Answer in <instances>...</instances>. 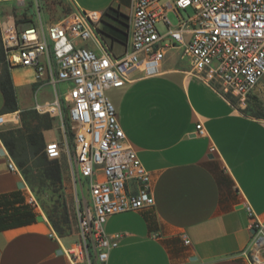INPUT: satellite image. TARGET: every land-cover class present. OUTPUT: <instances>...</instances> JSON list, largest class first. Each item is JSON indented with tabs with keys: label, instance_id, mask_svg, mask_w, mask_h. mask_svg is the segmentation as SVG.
Masks as SVG:
<instances>
[{
	"label": "crops",
	"instance_id": "0c3cea01",
	"mask_svg": "<svg viewBox=\"0 0 264 264\" xmlns=\"http://www.w3.org/2000/svg\"><path fill=\"white\" fill-rule=\"evenodd\" d=\"M1 1L18 7L11 18L15 13L31 18L18 28L56 23L45 6H53L58 14L69 6L101 13L114 8L128 16L131 4V0ZM42 13L48 15L47 21ZM87 45L96 50L93 42ZM190 69L179 50L171 51L159 75L145 77L134 70L123 87L107 92L113 93L108 97L127 139L150 173L155 199L152 207L109 218L106 232L120 240L108 264H252L247 250L254 219L246 207L264 224V120L237 110L191 76ZM11 75L21 110H36L37 103L55 100L54 87L37 83L34 69L15 68ZM3 108L0 91V115L8 119L0 132L20 128L19 112L4 113ZM199 123L204 136L198 133ZM57 125L62 133L61 123L54 120L53 128ZM48 132L46 144L59 141H48ZM11 159L0 139V224L6 223L0 227V264H68L63 248L73 245V239L77 242L79 233L52 237L55 230L48 219L29 203L31 191L21 172L9 169ZM60 164L68 186L69 171Z\"/></svg>",
	"mask_w": 264,
	"mask_h": 264
},
{
	"label": "built area",
	"instance_id": "2783aa9c",
	"mask_svg": "<svg viewBox=\"0 0 264 264\" xmlns=\"http://www.w3.org/2000/svg\"><path fill=\"white\" fill-rule=\"evenodd\" d=\"M189 10L192 15L183 16ZM103 18L101 12L71 10L59 22L12 26L3 34L9 68H32L37 83L55 89V100L37 103L36 111L57 118L64 136L46 144V155L52 160L69 155L79 240L63 248L68 264H108L120 240L107 234L109 218L155 205L150 173L127 139L109 90L123 87L134 70L145 77L159 75L167 54L175 50L190 64L191 76L237 110L246 108L264 78V0H131L129 40L122 54L104 44ZM90 41L96 50L87 45ZM60 84L66 86L64 95ZM7 123L0 115V128ZM197 130L205 135L202 123ZM9 169L20 173L12 159ZM29 203L40 208L32 192ZM246 208L254 219L247 255L252 264H264V224ZM52 237L61 238L56 232Z\"/></svg>",
	"mask_w": 264,
	"mask_h": 264
},
{
	"label": "trees",
	"instance_id": "16d2710c",
	"mask_svg": "<svg viewBox=\"0 0 264 264\" xmlns=\"http://www.w3.org/2000/svg\"><path fill=\"white\" fill-rule=\"evenodd\" d=\"M128 20V16L117 9L109 8L104 12L99 33L110 50L113 51L115 44L127 45ZM11 70L6 62V54L0 38V91L4 97L3 112H19L21 120L20 128L0 132V139L33 192L36 193L37 187L61 189L64 180L60 161L49 159L45 152V132L53 129L54 119L34 109L21 110ZM48 218L55 232L61 238H66L67 235L63 234L54 217L49 214ZM1 219L3 220V217L0 215ZM65 223H68L67 218ZM4 225L5 222L0 224V227Z\"/></svg>",
	"mask_w": 264,
	"mask_h": 264
},
{
	"label": "rangeland",
	"instance_id": "374dc122",
	"mask_svg": "<svg viewBox=\"0 0 264 264\" xmlns=\"http://www.w3.org/2000/svg\"><path fill=\"white\" fill-rule=\"evenodd\" d=\"M31 7V4L29 5ZM43 7V6H42ZM51 21L57 22V18L62 15V19L65 18L70 13V7L66 6L64 10H62V14H58L57 10L53 6H45ZM18 8L17 6H9L8 2H0V38L3 43V34L6 32L7 24L9 22H12L16 25H19L20 23H26L29 22L31 18H26L21 15H17L16 13L11 18L12 9ZM86 8H91L90 6ZM93 8V7H92ZM43 9V8H41ZM38 16V11L36 12ZM44 16V20H48V15ZM183 16L192 15V11L189 10L188 13H182ZM10 18V19H9ZM61 19V18H60ZM61 19V20H62ZM169 19L171 22L176 25L177 24V17L174 13L169 14ZM160 31L164 33V27L160 24L158 25ZM124 50V47L121 44H116L114 47V51L116 54H120ZM59 92L61 95H64L66 92V86L64 84H60L58 86ZM108 96H113V93L108 94ZM114 101V99L112 98ZM242 113H247L251 116H254L259 119L264 120V79L261 81V85L256 89L255 93L249 98L248 104L246 108L240 110ZM50 115V114H48ZM52 117V116H51ZM63 117H64V125L68 129L69 122H68V108L66 105L63 106ZM54 120L59 121L57 118L52 117ZM60 122V121H59ZM60 126H54V128L48 132L47 134V140H64V136L61 133ZM70 144H72V141L70 140ZM60 161L62 162V165L66 172L69 171V155L68 153L64 152ZM25 180V179H24ZM26 182V181H25ZM27 183V182H26ZM28 185V184H27ZM68 186H65L64 181L62 188L59 189L58 187L53 188L50 187L49 189H40L37 187L36 193L32 191V189L29 187V190L32 192L34 197L36 198L39 207L36 209L32 206L33 209L37 210V213H39L41 216L46 217L49 221L48 215L54 217V219L58 222L60 228L63 231L64 235H67V237H70L74 234L79 233L78 230V222L76 218L75 213V205H74V199L72 195V183L71 181H68ZM40 190V192H39ZM86 197V198H85ZM82 196L81 199L84 201L85 199L89 200L88 195ZM68 219V223H65V219ZM73 243L76 242L75 239L72 240Z\"/></svg>",
	"mask_w": 264,
	"mask_h": 264
},
{
	"label": "water",
	"instance_id": "95a60500",
	"mask_svg": "<svg viewBox=\"0 0 264 264\" xmlns=\"http://www.w3.org/2000/svg\"><path fill=\"white\" fill-rule=\"evenodd\" d=\"M2 153H3V152H2ZM19 187H20L21 189H23V188H25V184H24V183H20ZM38 220H39V221H43V217H39Z\"/></svg>",
	"mask_w": 264,
	"mask_h": 264
}]
</instances>
